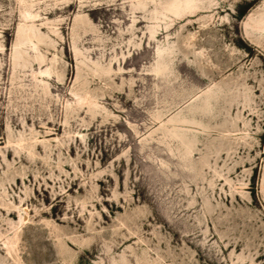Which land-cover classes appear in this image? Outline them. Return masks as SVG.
<instances>
[{
    "label": "rangeland",
    "instance_id": "obj_1",
    "mask_svg": "<svg viewBox=\"0 0 264 264\" xmlns=\"http://www.w3.org/2000/svg\"><path fill=\"white\" fill-rule=\"evenodd\" d=\"M0 264H264V0H0Z\"/></svg>",
    "mask_w": 264,
    "mask_h": 264
},
{
    "label": "bare ground",
    "instance_id": "obj_2",
    "mask_svg": "<svg viewBox=\"0 0 264 264\" xmlns=\"http://www.w3.org/2000/svg\"><path fill=\"white\" fill-rule=\"evenodd\" d=\"M187 6H189V5H187ZM191 7H192L193 11L199 8L197 6H191Z\"/></svg>",
    "mask_w": 264,
    "mask_h": 264
}]
</instances>
